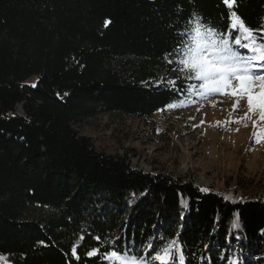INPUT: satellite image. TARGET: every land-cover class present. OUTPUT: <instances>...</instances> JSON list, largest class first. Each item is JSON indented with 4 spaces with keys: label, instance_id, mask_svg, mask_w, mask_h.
Returning a JSON list of instances; mask_svg holds the SVG:
<instances>
[{
    "label": "trees",
    "instance_id": "16d2710c",
    "mask_svg": "<svg viewBox=\"0 0 264 264\" xmlns=\"http://www.w3.org/2000/svg\"><path fill=\"white\" fill-rule=\"evenodd\" d=\"M237 5L264 26V0ZM193 13L228 29L222 0H0V257L107 264L86 253L111 241L140 254L178 237L185 264H264V198L244 195L251 179L228 193L146 172L81 132L101 116L120 131L191 105L186 82L168 84L178 73L166 54Z\"/></svg>",
    "mask_w": 264,
    "mask_h": 264
},
{
    "label": "rangeland",
    "instance_id": "374dc122",
    "mask_svg": "<svg viewBox=\"0 0 264 264\" xmlns=\"http://www.w3.org/2000/svg\"><path fill=\"white\" fill-rule=\"evenodd\" d=\"M191 99L196 102L170 110L168 116H157L154 123L127 118L124 130L119 131L109 125L107 116H101L81 132L92 137L101 150L128 153L133 166L146 172L191 175L200 186L228 193L239 178H249L254 185L244 195L264 198V140L256 143L254 135L264 129V122L258 114L232 122L244 117V100L233 110V97ZM17 111L24 113L22 104L17 105ZM0 264L11 262L3 259Z\"/></svg>",
    "mask_w": 264,
    "mask_h": 264
},
{
    "label": "snow or ice",
    "instance_id": "6c2138e0",
    "mask_svg": "<svg viewBox=\"0 0 264 264\" xmlns=\"http://www.w3.org/2000/svg\"><path fill=\"white\" fill-rule=\"evenodd\" d=\"M222 2L229 9V25L226 31L205 23L201 16L193 13L183 30L177 33L182 39L166 55L169 57L167 63L175 64L172 71L178 75L176 79L168 81V84L177 90V81L186 82L184 91L191 103L196 102L191 99L192 96L208 99L213 95H224L235 98L233 110H236L241 100H244L247 105L244 117L236 118L232 122L251 119L250 114H258L259 121L264 122V26H248L235 10L238 7L237 0ZM160 83L163 84L164 81L161 80ZM181 106L187 105L180 101L166 105V109ZM254 135L255 142L260 143L264 140V129ZM234 227H238V222ZM95 239L99 241L101 238L97 236ZM108 243L111 245L110 250L101 252L96 248L88 251L86 255L100 257L107 264H173L179 252V262L185 264L178 237L157 248H153L150 243L147 249L142 247L139 250L140 254L134 247L125 246L123 250H117L114 242ZM149 252L152 254L149 255ZM71 253L79 259L76 246L72 247ZM3 259L0 257V260ZM233 264L238 262L234 261Z\"/></svg>",
    "mask_w": 264,
    "mask_h": 264
}]
</instances>
